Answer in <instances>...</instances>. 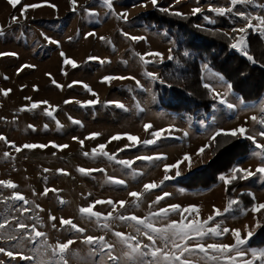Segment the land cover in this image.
<instances>
[{"label":"rangeland","instance_id":"374dc122","mask_svg":"<svg viewBox=\"0 0 264 264\" xmlns=\"http://www.w3.org/2000/svg\"><path fill=\"white\" fill-rule=\"evenodd\" d=\"M26 5L41 6L25 10ZM196 7L201 13L194 15V24L220 30L230 36L229 45L240 35L233 32V28L245 27L249 22L238 13L249 17L253 25L245 37L259 35L264 43V24L261 23L264 21V0L236 5L232 13L223 16L209 9L233 7L230 0H157L156 7L150 0H114L111 10L97 0H75V11L70 0H20L15 8L8 0H0V32L3 33L0 35V53L5 54L0 55V136L6 138L0 140V181H11L16 185L14 189L0 185V224L4 225L0 228V247L32 258L21 259L16 255L12 259L0 253V261L6 264H55L59 258V254H53L56 244L73 240L65 254L67 264H112L106 255L108 249L99 251V242L91 246L83 243L84 236H103L107 243L114 245L112 254L121 257V264H126L123 253L128 249L119 242L115 232L134 237L132 243L138 240L142 247L152 242L142 234L148 229L135 221L117 218L123 215L147 218L155 228H167L173 221L185 224L208 221L204 224L205 230L217 228L220 235L209 233L202 240L193 236L188 245L195 251L184 253L183 257L191 264H244L245 260L261 264L259 259H253L249 250L264 249V245L251 246L248 232L254 234L256 223L264 221V209L256 213L251 211L254 204L264 203V175L237 179L233 185V181L225 185L219 176L230 178L234 166L256 173L257 167L262 165L264 151L255 145L264 146V136L260 135L264 130V90L254 100H243L228 88L230 83L212 68L211 57L203 52L198 64L201 86L207 83L213 89L209 91L203 87L206 98L210 99L209 109L206 111L200 107L190 114L171 111L162 104L163 101L173 102L170 88L162 95L163 87L170 86L160 76L164 63L171 61L166 76L181 77L184 70L179 55L193 59L196 51L186 45L189 35L178 28L179 24L170 19L164 22L163 17L154 11L169 9L168 15L173 12L193 15L192 9ZM85 8L93 14L86 13ZM123 13L127 14V22L121 18ZM151 16L161 21L151 19ZM12 17L17 19L13 21ZM87 33L92 35L86 37ZM46 37L58 41V44L49 43ZM131 37L145 39L133 40ZM229 51L235 52L230 47ZM153 52L163 54V60L160 56L144 55ZM185 52L189 55L185 56ZM169 55L172 60L168 59ZM65 59H71L77 67L65 64ZM204 64L209 65L211 73L219 75L207 70L202 72ZM147 73L155 74L158 79ZM107 76L134 79L103 82ZM4 90L10 92L4 95ZM216 94L236 107L230 110L226 105H219L213 99ZM90 100L98 102L95 105L84 103ZM42 101L47 104L41 103L38 108L28 110L33 102ZM110 102H119L124 108ZM187 102L189 107L194 105L191 99ZM214 103H217L215 110L212 108ZM46 109L53 115L47 116ZM252 117L257 119L254 121ZM146 124L151 125L148 130H145ZM241 126L247 129V135L255 138L254 142L237 135L247 139V153L230 158V164L218 174L215 182L206 186L195 185L197 181L202 184V180L212 179L198 170L212 164L216 132L222 130L223 135V132ZM155 131H161L159 138L152 135ZM90 134L98 135L91 138ZM117 135L121 138L110 141ZM128 135L137 137L138 142L130 141ZM146 140L156 142L144 144ZM25 144L46 147L26 149ZM53 144L67 147H53ZM98 145H105L104 151L114 159L94 155L92 150L99 151ZM206 145L208 147L198 153ZM16 147L21 150L17 152ZM185 155L190 157L191 170L189 160L183 159ZM156 156L163 158L151 162L137 159ZM121 160L133 163L126 167L118 163ZM165 165H177L170 168L167 175L176 177L179 171L180 176L164 181ZM81 168L92 171L82 174L78 171ZM116 179L125 183L112 182ZM162 181L160 188L145 191L144 185H160ZM45 189L54 191L45 196L42 195ZM132 192L141 194L138 206L134 204L136 198L129 195ZM15 193L22 195L28 203L13 199ZM164 193L170 195L154 203ZM97 200H112L115 207L107 203L95 204L93 211L101 214L99 221L95 217L90 220L79 212L81 207H88ZM231 200L237 203L225 213ZM119 201L125 202L124 208L119 206ZM173 205L181 209L195 206L196 211H172L170 206ZM162 208L169 209L168 214L155 215ZM216 210L221 215L217 216ZM209 217L213 220L209 221ZM61 218L71 219L84 229V233H77L70 226L62 228ZM19 223L27 227L20 229ZM105 223L108 228L103 227ZM225 228L229 231L225 232ZM33 229L44 235L33 240ZM232 230H238L240 237L246 240L241 246L245 250L242 257L235 251L221 254L212 250L205 256L195 247L197 242L205 247L208 244L233 245ZM177 243L184 242L178 240ZM155 246L169 254L180 255L171 240L165 245L157 238ZM91 249H96V254H92ZM213 256L215 260L211 259ZM233 257L235 259H231ZM146 259L151 260V257Z\"/></svg>","mask_w":264,"mask_h":264},{"label":"snow or ice","instance_id":"6c2138e0","mask_svg":"<svg viewBox=\"0 0 264 264\" xmlns=\"http://www.w3.org/2000/svg\"><path fill=\"white\" fill-rule=\"evenodd\" d=\"M20 2V0H8V3L11 4L14 8L16 7V5ZM98 3H102L103 5H106L110 10L112 9L113 6V2L114 0H97ZM151 4L153 5V7L157 6V0H150ZM252 0H230V4L233 7H228V8H210L209 10L217 15H226L228 13H232L234 11V8L236 5L239 4H248L251 3ZM70 3L73 5L72 10L75 11V0H70ZM41 5H26L25 6V10L28 7H40ZM51 7H55L54 5H49ZM84 11L90 15H92L93 13L89 12V10L87 8L84 9ZM161 11H165L168 12L169 9H161ZM198 13H201V9L199 7L193 8L192 9V14L196 15ZM173 15L176 16H182L183 14L180 12H173ZM22 15H23V11H22ZM238 15L245 20H248L249 22L247 23V25L245 27L236 29L233 28V32H238L240 35H238L236 37V42L231 43L229 45L230 49L235 50L236 52L246 56V58L252 62V63H256L254 57L249 54L248 52V47L246 44V37H245V33L250 30L253 29V25L251 23V19L249 17H247L244 13H238ZM121 18H123L125 20V22H127V14L123 13L121 14ZM205 20L208 19L207 16L204 17ZM13 21H15L17 18L16 17H12L11 18ZM262 24H264V21H261ZM0 35H3L2 32H0ZM88 35H92V33H87L86 37ZM126 35V34H125ZM49 43L52 44H58V41L52 40L51 38H47ZM131 39L133 40H138V39H145L144 37H131ZM169 52H171V49L169 50ZM0 55H5L3 53H0ZM7 55H17L15 53H8ZM144 55H151V56H160L161 60H163V54L161 53H146ZM189 55V53L185 52V56ZM61 56H64V53H61ZM90 59H96V58H90ZM141 59L143 60L144 57L141 56ZM169 60H172L173 57L171 55H169L168 57ZM147 63V61H145ZM65 64H71V66L73 68L77 67V64L72 61L71 59H65L64 60ZM23 67H28V66H23ZM34 67V66H32ZM204 70H207L211 73V69L209 68L208 64H204L202 66V72ZM19 71V70H18ZM213 75H219L216 73H211ZM50 75V74H49ZM147 75L149 77H152L153 79H158V77L155 76V74L153 73H147ZM114 79H134L133 77H117V76H107L103 78V82H108ZM221 82L223 83V77H220ZM55 83V82H54ZM73 83H77V82H73ZM139 83V82H137ZM57 87H61L60 85H56ZM72 85H69V87H71ZM84 87L91 92L92 95H96V93L92 92V90L90 88H88L87 85H84ZM203 87L209 89V91H213L212 87L205 83L203 84ZM228 88H231V85L228 84ZM8 92H10V90H4V95H7ZM27 99V98H26ZM214 100L217 101V103L219 105H226L228 109L233 110L236 106L233 105L232 103H229L223 96H221L220 94H216L213 97ZM71 101H65V103H70ZM98 101L97 100H90L87 102H84L87 105H95ZM47 104V101H42V102H33L31 104V108L28 110H32V109H36L40 106V104ZM110 103H115L117 107L120 108H124V105L120 104L119 102H110ZM217 103H214L212 105L213 110H215V108L217 107ZM262 112H264V110H262ZM45 114L47 116H52L53 112L52 111H48L47 109L45 110ZM71 119V118H70ZM252 119L255 121L257 118L256 117H252ZM74 123H80L79 121H73ZM32 127V126H30ZM145 130H148L151 125H145ZM162 131V130H161ZM161 131H155L152 133V135L156 138H159L161 136ZM222 134V130L217 131L215 136L213 137V140H215L216 136H219ZM98 134H90L91 138H95ZM223 135L225 136H232L235 137L237 135L242 136V137H246L247 139L253 140L255 142V138L252 136L247 135V129H245L244 127H237L233 130L227 131V132H223ZM260 135L264 136V130L261 131ZM121 136L117 135V136H112L110 138L111 140H118L120 139ZM127 138L132 141L133 143L138 142V138L135 136H131L128 135ZM74 140L78 139L76 137H73ZM87 139V138H86ZM0 140H6L5 137L0 136ZM156 140H146L143 143L144 144H153L155 143ZM81 145H83V141H80ZM256 148L261 149V151H264V146L256 143ZM13 147H15V145H13ZM24 148L26 149H33V148H43L46 147V145H37V144H25L23 145ZM53 147H58V148H63V147H67V145H55L53 144ZM208 147L207 145L202 147L200 150H198V153H202L204 151V148ZM97 149H93V154L94 155H101V156H105L108 159L112 160L114 159L113 156L109 155L107 152L104 151L105 145H98ZM17 152H19L21 149L19 147H16L15 149ZM7 153H5V157H7ZM84 155H88V153H84ZM163 157L161 156H156V157H137L138 160H145V161H153V160H160ZM185 160H189V169L191 170V161H190V157L188 155H185L184 158ZM119 164L124 165V166H130L133 162L132 161H125V160H121L118 161ZM179 163V162H178ZM173 167H177V165H165V177H164V181H168L170 179H175L176 177L180 176V172L177 171L176 173V177H170L167 175V172L170 168ZM47 171V170H45ZM58 171H63V170H58ZM79 172H81L82 174H87L88 171H92V170H85L83 168L78 169ZM232 176L230 178H226L224 175H220L219 179L222 180L225 185L230 184L232 181L237 180V179H247L255 174H261L264 175V161H262V165L257 167L256 169V173H253L251 170L248 169H241L237 166H234L232 168ZM111 179V178H110ZM112 182L119 184V185H123L125 182L122 180H113ZM163 184V181L161 182L160 185L156 184V183H151V184H146L144 185V189L145 191H151L157 188H160ZM0 185H3L7 188L10 189H14L16 188V185L14 183H12L11 181H0ZM49 191H54V190H50V189H45V192L42 195H47V193ZM130 196L136 198L134 200V204H136L138 206L139 204V199H140V193L137 192H132L129 193ZM169 193H164L163 196H158L156 201L154 203H159L162 199H164L165 197L169 196ZM13 199H15L16 201H23L25 204L28 203V201L20 194L15 193L12 197ZM61 203H63V201H61ZM102 203H107L109 205H112L113 207H115V203L112 200H108V201H100L97 200L94 202V204L89 205L88 207H81L79 209V212L81 214H86L88 219H92L93 217L96 218L97 221H99L101 214L97 213L95 211H93V207L95 204H102ZM119 206L121 208H124L125 206V202L124 201H119ZM237 201L235 200H231L229 201V207L225 208V213L229 212L231 210V206L236 204ZM172 211H181V212H193L196 211L195 206H189L186 208L181 209L180 206L178 205H173L170 206ZM260 209H264V203L261 204H254L251 208V211L253 213H256L257 211H259ZM169 212V209H160L159 213H156L155 215L157 216H166ZM111 215V214H109ZM216 215L219 216L221 215V213L219 212V210H216ZM119 220L121 221H125V220H131V221H135L136 224H141L143 225L146 229H148L147 232L142 233L143 235H145L147 237V239L149 241H151L152 243L149 244H145L143 245V247L141 246V242L140 241H136L135 243H132V240H134V237L128 236L125 237L122 233L120 232H115L114 235L119 239V242L124 244L126 246V248L128 249L127 251H125L123 253V257L124 260L126 262V264H173V262H176V264H191L190 261H188L187 259H184V253H189L191 254L193 251H195V249L189 247L188 245V241H190L193 236L197 237L199 240H202L204 236L208 235L209 233H211L213 236H217L220 235V232L217 228H208L207 230H205L204 228V224H207L208 221H205L203 224H201L200 222H195V223H177L175 221H173L171 224L168 225L167 228H155L153 227L152 223L149 222V220L147 218L144 219H140L137 218L136 216H123L120 215L117 217ZM51 220H55V217H50ZM213 220V217H209V221ZM54 228L56 227L55 224L52 225ZM60 226L63 228L64 226H70L71 230H74L77 233L83 234L84 233V229L79 228L75 223H73V221L71 219H64L61 218L60 219ZM261 225L259 222L256 223L255 227L259 228ZM4 227L3 224H0V228ZM18 227L20 229H25L27 226L23 223H19ZM104 228H108V225L105 223L103 225ZM225 232L229 231L227 228L224 229ZM34 232V236L32 237L33 240H35L38 237L43 236V233H40L38 231H35V229H33ZM137 232H140V229L137 228ZM170 233V235H169ZM232 234L235 238V244L233 245H224V244H208L207 247H205L203 244L197 242L196 244V248L199 249V252L204 253L205 256H208L209 254V250H212L214 252H219L221 254L227 253L229 251H235L237 256H243L245 254V250L241 247L242 245H244L246 243L245 239H242L240 237L239 231L238 230H232ZM253 235L252 231L248 232V237H251ZM16 237H11V239H15ZM159 238L161 241H163L165 243V245H167L168 241L171 240V243L173 244L174 248L180 252V255H176L174 252L172 254H169L168 252H165L163 249H161L160 247L155 246V242L156 239ZM183 241V244L177 243V241ZM97 242H99V251L103 252L104 249H108V252L106 253V255L108 256L109 260L112 262V264H121V257L119 256H115L112 254V249L114 248V245L109 244L105 241L104 237H93V236H84L83 238V243L88 244V245H95L97 244ZM74 243L73 240H68L67 242H63V243H57L56 246L53 248V254H59V258L58 260L55 262V264H67V260L65 259V254L67 253V251L69 250L70 245H72ZM145 249H147V251H145ZM249 251H251L252 257L253 259H259L261 261V264H264V249H260V250H256V249H250ZM0 253H3L5 256L10 257L12 259H15L16 255H20L21 259H32L31 257H27L24 256L22 254L19 253H14L13 251H6L3 247H0ZM91 253L92 254H96V249H91ZM151 257V260H147V257ZM211 259L215 260L216 257L213 256L211 257ZM231 259H235L234 257ZM0 264H6V262L4 261H0ZM244 264H253L252 260H245Z\"/></svg>","mask_w":264,"mask_h":264},{"label":"trees","instance_id":"16d2710c","mask_svg":"<svg viewBox=\"0 0 264 264\" xmlns=\"http://www.w3.org/2000/svg\"><path fill=\"white\" fill-rule=\"evenodd\" d=\"M154 12L163 17L164 22L170 19L177 25L179 24L178 28L182 29L186 36L189 35L186 45L196 51V57L193 59L179 55L183 61L182 67L184 70L181 77L166 76V70L170 68L171 61L164 63L160 76L170 86L163 87L164 93L162 95L170 88V95L173 98V102H162L165 108L174 112H187L190 114L200 107L206 111L209 109L210 99L206 98V90L201 86V72L198 64L199 57L203 52L209 54L212 60V68L223 75L230 83L232 90L239 94L243 100H254L262 93L264 90V43L259 35L250 34L246 38L248 52L256 61V63H252L246 56L236 51H229L230 36L220 33L218 29L196 26L193 21L195 20L194 15L176 16L173 14L168 15L165 11L158 12L155 10ZM151 19L161 21L156 16H151ZM212 50L214 51L212 52ZM190 99L194 104L192 107H189L187 102ZM215 144L214 150H216L212 164L198 170V173L203 172V175L206 174L212 179L211 181L202 180V184L197 181L194 183L195 185L206 186L215 182L218 174L225 170L226 165L230 164V158L240 157L246 154L248 150L247 139H241L238 136L232 137L221 134L216 137ZM236 182L233 181L231 185ZM260 225L249 240L251 246L264 245V221Z\"/></svg>","mask_w":264,"mask_h":264}]
</instances>
